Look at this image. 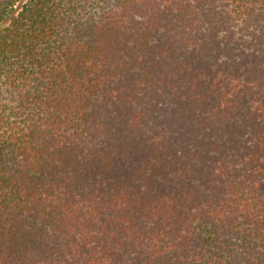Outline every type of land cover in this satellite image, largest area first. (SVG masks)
<instances>
[{
    "label": "trees",
    "instance_id": "obj_1",
    "mask_svg": "<svg viewBox=\"0 0 264 264\" xmlns=\"http://www.w3.org/2000/svg\"><path fill=\"white\" fill-rule=\"evenodd\" d=\"M0 0V264H264V0Z\"/></svg>",
    "mask_w": 264,
    "mask_h": 264
},
{
    "label": "rangeland",
    "instance_id": "obj_2",
    "mask_svg": "<svg viewBox=\"0 0 264 264\" xmlns=\"http://www.w3.org/2000/svg\"><path fill=\"white\" fill-rule=\"evenodd\" d=\"M27 0H18L15 6V12H19L22 6L26 3Z\"/></svg>",
    "mask_w": 264,
    "mask_h": 264
}]
</instances>
